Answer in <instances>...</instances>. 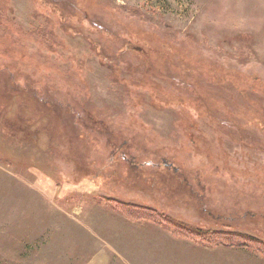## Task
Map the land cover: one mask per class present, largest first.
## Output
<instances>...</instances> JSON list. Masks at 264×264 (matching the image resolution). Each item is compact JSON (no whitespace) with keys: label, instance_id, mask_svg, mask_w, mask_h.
<instances>
[{"label":"rangeland","instance_id":"obj_1","mask_svg":"<svg viewBox=\"0 0 264 264\" xmlns=\"http://www.w3.org/2000/svg\"><path fill=\"white\" fill-rule=\"evenodd\" d=\"M0 264H264V0H0Z\"/></svg>","mask_w":264,"mask_h":264}]
</instances>
